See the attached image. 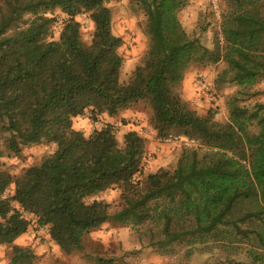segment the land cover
<instances>
[{
  "label": "trees",
  "instance_id": "16d2710c",
  "mask_svg": "<svg viewBox=\"0 0 264 264\" xmlns=\"http://www.w3.org/2000/svg\"><path fill=\"white\" fill-rule=\"evenodd\" d=\"M135 1L149 44L125 84L123 41L112 31L107 0H0V131L16 154L23 145L57 147L19 177L4 169L0 149V245L13 247L12 264H36L31 248L15 244L31 225L27 215L48 228L65 256L81 252L86 236L113 220L145 229L158 250H220L245 257L232 264H264V103L242 106L233 97L221 123L212 111L200 116L180 93L192 66L224 62L216 83L239 89L264 80V0H224L223 45L214 49L183 27L188 0ZM55 10L66 16L58 40ZM83 14L94 24L90 44L76 20ZM140 103L152 110L159 138L199 142L182 151L174 170L146 174L145 141L135 131L119 146L110 124L89 137L74 128L87 111L115 117ZM109 190L121 193L114 214L111 204L90 201Z\"/></svg>",
  "mask_w": 264,
  "mask_h": 264
},
{
  "label": "rangeland",
  "instance_id": "374dc122",
  "mask_svg": "<svg viewBox=\"0 0 264 264\" xmlns=\"http://www.w3.org/2000/svg\"><path fill=\"white\" fill-rule=\"evenodd\" d=\"M107 5L112 13V31L123 41L119 50L124 59L120 80L126 84L134 70L141 65L148 48L149 39L144 33L146 17L135 0H107ZM192 5L196 6V9L192 10L193 14H188L187 11ZM219 5L220 19L214 13L210 0H188V6L179 14V19L187 33L191 37H198L210 49H214L217 42L223 45L220 39V25L222 16L228 12L229 8L224 0H221ZM51 17L56 19L53 38L58 40L66 16L59 10H55ZM76 20L81 25L83 42L90 44L94 30L93 22L87 14L78 16ZM226 68L227 65L220 62L205 67L192 66L188 70L194 72L196 84L201 78H206L212 88L209 94L200 92L199 103L187 102L190 108L200 116H205L212 111L215 113L216 120L221 123L229 120V105L233 97H236L242 106L253 107L256 103H264V80L249 89H239L232 84H217V77ZM180 93L183 98L182 87ZM126 113L130 116L120 117ZM152 115V110L145 103L124 109L115 117L106 115L95 117L87 111L83 116L74 120V128L89 137L95 130H100L110 124L114 127L119 146H123L124 135L140 127L142 129L138 134L145 141L147 153L144 164L146 174L156 172L161 168L174 170L182 151L186 148L167 142L169 137L159 138L151 126ZM170 135L180 136L179 134ZM8 138V133L0 131V149L4 153L2 164L4 169L14 177H19L29 168L41 164L57 149L55 144L44 142L23 145L21 152L16 154L8 149ZM7 194L13 195L14 187H11ZM120 198L119 190H109L90 201L95 199L111 204V213L114 214L120 209ZM29 219L31 225L27 233L15 244L31 248L36 255V264H94L99 258L114 259L116 264H232L235 261L245 260L242 255L233 256L220 250L212 252L196 250L193 255H189L188 250L182 246L174 247L168 252L158 250L157 247L151 246L144 233L145 229L121 225L113 220L88 234L81 252L65 256L50 238L48 228L40 227L35 218L30 217ZM12 250V246L0 245V264H12Z\"/></svg>",
  "mask_w": 264,
  "mask_h": 264
},
{
  "label": "built area",
  "instance_id": "2783aa9c",
  "mask_svg": "<svg viewBox=\"0 0 264 264\" xmlns=\"http://www.w3.org/2000/svg\"><path fill=\"white\" fill-rule=\"evenodd\" d=\"M220 1L221 0H210L212 9L216 16L220 19ZM223 17V16H222ZM222 25V22H221ZM221 25H220V30H221ZM220 39L223 42V37L222 34H220ZM198 88L202 91V93L209 94L211 92L212 88L206 78H201L198 83ZM169 137V138H168ZM167 142L171 143L172 145H181L184 146L186 149H196L197 147L200 146L199 142L194 139H189L187 137H184L182 135L180 136H168ZM28 218L32 217L30 215H27ZM33 218V217H32Z\"/></svg>",
  "mask_w": 264,
  "mask_h": 264
},
{
  "label": "crops",
  "instance_id": "0c3cea01",
  "mask_svg": "<svg viewBox=\"0 0 264 264\" xmlns=\"http://www.w3.org/2000/svg\"><path fill=\"white\" fill-rule=\"evenodd\" d=\"M194 9H196V6L192 5L191 7H189V9L187 11L188 14H193L192 10H194ZM133 64H135V62ZM194 76H195L194 72L188 71V73L186 74V76L182 82V95H183V99L186 100V102H189V101L198 102V101H200V96H201L200 94L202 93V91L198 88V85L195 83ZM126 116H130V114H127V113L122 114L120 117L123 118ZM141 129L142 128L137 127L132 131L139 133L141 131Z\"/></svg>",
  "mask_w": 264,
  "mask_h": 264
}]
</instances>
